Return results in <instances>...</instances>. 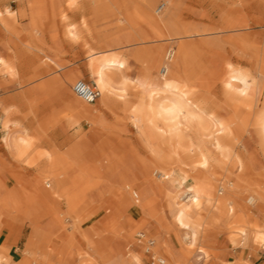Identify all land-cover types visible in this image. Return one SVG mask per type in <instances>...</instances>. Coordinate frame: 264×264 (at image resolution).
Segmentation results:
<instances>
[{
  "label": "bare ground",
  "instance_id": "obj_1",
  "mask_svg": "<svg viewBox=\"0 0 264 264\" xmlns=\"http://www.w3.org/2000/svg\"><path fill=\"white\" fill-rule=\"evenodd\" d=\"M31 1L38 6L32 12L33 19L42 20L47 3ZM89 1V14L73 2L71 9L81 16L79 23L61 13L65 34L77 38L81 29H93L97 21L110 22V15L115 16L117 27L124 24L122 34L102 42L106 52H91L90 71L101 91L97 104L126 114L142 138L146 156L127 151L124 142L119 149H111V142L118 138L110 134L111 129L106 130L108 121L101 109L91 105L96 101L87 105L71 97L69 105L78 116L69 117L55 130L54 137L64 138L60 142L47 141L44 131L37 134L23 121L14 122L5 135L11 156L36 177L23 179L13 172L10 185L0 175V215H10L11 224L24 219L44 237L54 231L71 245L84 241L87 248L77 253L83 264H143L147 255L137 236L150 231L149 224L158 228L154 237L161 238L158 242L154 238L153 250L159 255L166 250L165 264H198L195 255H201L199 259L217 256L213 242L221 231L234 245L247 239L263 243L264 224L250 221L253 209L247 205L259 200L264 213V93L260 95L256 73L231 61L215 66L210 60H200L189 42L181 40L192 31L179 25L174 0H168V8L167 2H162L156 9L154 0H114L112 5L110 0ZM0 17L6 26L7 19L15 18L9 8ZM225 23L227 28L248 25ZM164 41L169 47L163 55ZM255 50L259 57L260 51ZM262 52L264 60V49ZM131 62L143 71L142 76L127 73ZM0 68L12 70L13 62L0 56ZM75 79L71 75L68 85ZM215 88L221 93H215ZM258 110L262 113L257 114ZM80 118L92 125L87 135H82ZM72 126L77 129L70 132ZM98 138L100 143L86 155L85 148ZM68 143V150L62 151ZM97 164L107 177L117 178L123 201L122 210L117 208L103 226L98 224L102 212L92 215L86 197L97 181L91 176L86 181L85 174ZM221 172L224 176H217ZM143 177L151 182L138 185ZM128 194H132V201L126 200ZM164 199L167 208L162 204ZM64 220L71 223L65 225ZM220 222H224L221 229ZM123 237L130 242L129 247L123 245ZM132 246L142 252H132ZM1 259L6 260L0 254Z\"/></svg>",
  "mask_w": 264,
  "mask_h": 264
},
{
  "label": "rangeland",
  "instance_id": "obj_2",
  "mask_svg": "<svg viewBox=\"0 0 264 264\" xmlns=\"http://www.w3.org/2000/svg\"><path fill=\"white\" fill-rule=\"evenodd\" d=\"M50 1L43 0L44 5L47 3L43 19L34 20L32 12L38 10V6L31 0H0V16L9 8L13 11L15 18L17 17L16 19H7V26L0 17V56L13 62L12 70L0 68V175L1 179L10 185L14 182L13 172L18 173L23 179L34 180L36 177L32 170L17 162L5 146L4 137L14 128V122L23 121L25 127L33 128L37 134L44 131L45 139L50 140L51 143L63 140L64 138L54 137L55 130L66 124L69 117L78 116L69 105L71 97L78 98L83 103L85 102L74 93V84L80 79L89 84H94L90 71V55L94 52L95 54L106 52L108 48H101L102 42L110 36L124 32V24L121 23V27H117L115 16L110 15V22L97 21L93 29H81L77 38L75 37L76 39L70 38L65 34V25L61 20V13L72 19V21L79 23L81 16L79 14L80 17H78V14L73 13L71 7L74 8L73 4L77 1L81 10H85L89 14L91 2L89 0H75V2L73 0H52V3ZM110 1V5L114 4V0ZM154 2L155 9L162 2H167V8L170 5L168 0H154ZM173 11L176 18L180 19L178 21L179 25L187 26L192 31L190 37L181 40L189 42L198 53L200 60H210V63L215 66L222 61H231L248 71L256 73L260 80V95L264 93V60L261 57L264 49V0H174ZM53 13L58 15L54 16ZM226 20L248 22V27L227 28ZM162 43L165 45L164 55L169 46L167 41ZM91 48H94V51H91ZM255 48L260 51L259 54L261 55L259 57H256L255 52L257 50ZM161 67L162 61L160 60L158 70ZM140 71L141 69L139 70L135 62H131V68L128 69L127 73L132 77L142 76L143 71ZM160 73H163V71L161 70ZM73 74L76 79L68 85V79ZM216 89H214V92ZM217 90L215 93H221L219 88ZM99 99L91 105L101 109L108 121L106 130L110 131L111 129L110 134L118 138L111 142V149L118 148L121 142H124L123 145H126L124 148L127 151L135 153L136 156L144 155L145 157L146 153L142 138L126 120V114L113 112L111 109L97 104ZM85 104L89 105L87 102ZM256 112L257 114L262 113L261 110ZM79 125L83 129L82 135H87L92 126L85 118H80ZM77 126H72L70 132L75 131ZM106 130L104 133L108 132ZM100 141L101 138L94 140L92 142L93 146L85 148L84 153L89 155V149H94ZM70 145L71 143L64 145L62 151H67ZM71 163L76 166L74 161ZM96 166L89 168V172L85 174L86 181L91 177L97 181L96 183L95 181L92 182L95 185L87 191L86 197L92 204H90L92 215L98 216L102 212L98 224L103 226L113 216L117 208L122 210L123 201L118 195L117 178L111 174L107 177L105 171L98 168L99 164ZM150 173H153V171L151 170ZM217 176H224V173H218ZM145 178L143 177L141 181H138V185H147L151 182L150 178ZM132 198V194L126 196L127 201H132ZM166 202L164 199L162 204L167 208ZM247 205L253 209V217L250 221L256 219L255 221L263 225L264 213L261 211V201L258 200V204L251 205L247 203ZM62 207L64 211L65 208ZM62 207H60L61 210ZM3 214L7 215L6 217L10 220V215ZM65 217L69 218L68 215ZM125 219L124 216L122 221H125ZM7 222L8 220H5L0 224V251L6 259L4 261L0 260L3 264H8L10 260L8 256L11 254L17 257L24 256L31 232V227H29L31 224L24 221V219L14 221L12 224L10 221L11 226L9 227H6ZM46 222L41 223V225ZM70 223L64 220L65 225ZM223 223L220 222V229L223 228ZM148 228L151 229L149 233L152 236L156 235L157 227L153 228V225L149 224ZM179 233L183 234L181 231ZM50 234L52 236L56 232L50 231ZM62 237L67 240L65 236ZM78 238H80L79 233L77 240ZM160 238L156 237L155 239L158 242ZM47 240L48 237L43 236V241L38 250H45L54 264H82L77 253L87 248L84 241L82 243L80 241L76 245H67L63 241H58L56 244H51L52 246L50 245L49 248H45ZM187 240L190 241L189 238ZM122 241L124 246L129 247L126 238L123 237ZM203 242L205 244L210 243L207 240H203ZM197 244H201V237L198 238ZM213 244V249L218 252L217 256L199 259L201 255H195L194 261L198 264H264V242H254L252 239H247L242 241L241 244L234 245L227 234L221 231ZM130 250L132 252H142L138 246H132ZM26 253L34 256L30 248ZM35 261V258H31L28 264H35ZM147 261L148 258H144L143 264H148Z\"/></svg>",
  "mask_w": 264,
  "mask_h": 264
},
{
  "label": "crops",
  "instance_id": "obj_3",
  "mask_svg": "<svg viewBox=\"0 0 264 264\" xmlns=\"http://www.w3.org/2000/svg\"><path fill=\"white\" fill-rule=\"evenodd\" d=\"M5 220H8V222L6 224L8 226L10 220L4 214H1L0 215V224L3 221H5ZM29 227H31V232H30V235H29V238H28V241H27V245H26V249H25L24 256H18L17 257L15 255L11 254L10 256H8V258L10 259L9 262H8V264H28L29 263V260L31 258H35L36 259L35 264H37V263L38 264L39 263L40 264H54L51 261V259L49 257V254L45 250H42V251L38 250L39 245L43 241V235H42V233H40V231H38V230L37 231H34V228L31 225H29ZM58 241H63L67 245H71L70 242L68 240H65L61 235H59V234H53L52 236H49L48 237L47 244H46V247L45 248H49V246L51 244L52 245L53 244H56V242H58ZM128 243H129V246H130V242L129 241H128ZM29 248L32 250V253H34V256L33 255L31 256L28 253H26V251ZM137 252L138 253H141L139 251H137ZM0 254L2 255V252L1 251H0ZM162 254H164V255L167 254L166 250H162ZM42 257H45V258H42ZM80 260H81V258H80ZM81 263H82V261H81ZM0 264H3V263L0 261Z\"/></svg>",
  "mask_w": 264,
  "mask_h": 264
},
{
  "label": "built area",
  "instance_id": "obj_4",
  "mask_svg": "<svg viewBox=\"0 0 264 264\" xmlns=\"http://www.w3.org/2000/svg\"><path fill=\"white\" fill-rule=\"evenodd\" d=\"M73 91L79 98L88 103L95 102L101 95L100 89L95 84H89L83 79L74 84ZM137 237L140 243L145 246L148 264H165V258L153 250L155 245L154 236L149 232H141Z\"/></svg>",
  "mask_w": 264,
  "mask_h": 264
}]
</instances>
